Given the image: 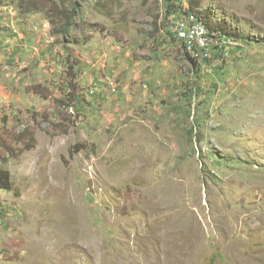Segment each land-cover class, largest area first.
Listing matches in <instances>:
<instances>
[{"label":"rangeland","instance_id":"1","mask_svg":"<svg viewBox=\"0 0 264 264\" xmlns=\"http://www.w3.org/2000/svg\"><path fill=\"white\" fill-rule=\"evenodd\" d=\"M195 2L0 0V264H264V0Z\"/></svg>","mask_w":264,"mask_h":264},{"label":"trees","instance_id":"2","mask_svg":"<svg viewBox=\"0 0 264 264\" xmlns=\"http://www.w3.org/2000/svg\"><path fill=\"white\" fill-rule=\"evenodd\" d=\"M176 0H165V2L167 3V7H166V18L168 19L169 17H173V16H177L179 17L181 14H186L187 12H191L192 14H194L196 16V18L200 21H202L207 28L211 31V32H216L221 34L223 37H226L228 39H230L231 41H236V35L234 34L233 30H218L214 27V25L212 23H210V21H206L205 19H203V17H201L198 13H196L195 11V7H197V2H195V0H191L190 5H188L187 8H185L183 5L178 4V5H174L173 3ZM18 4L19 7L21 8V10L23 12L26 13H31V12H40V11H46L49 12L50 10V6H56V0H18ZM70 10L67 9L66 7H63L60 11V19L63 21L65 20V25L63 24L62 27V31H60L59 33H63V32H67L68 29L73 26V14H70L67 16V13ZM195 11V12H194ZM194 12V13H193ZM21 139V138H20ZM30 148V147H29ZM0 188L2 189H9L11 188V177L8 171L1 169L0 168Z\"/></svg>","mask_w":264,"mask_h":264},{"label":"built area","instance_id":"3","mask_svg":"<svg viewBox=\"0 0 264 264\" xmlns=\"http://www.w3.org/2000/svg\"><path fill=\"white\" fill-rule=\"evenodd\" d=\"M171 28L173 29L174 37L179 42H182L185 47L199 45L200 53L210 52L213 37H208L205 28L200 27L193 15L192 22H185L182 17L179 19H172L171 17ZM223 45L224 40H222V47Z\"/></svg>","mask_w":264,"mask_h":264},{"label":"bare ground","instance_id":"4","mask_svg":"<svg viewBox=\"0 0 264 264\" xmlns=\"http://www.w3.org/2000/svg\"><path fill=\"white\" fill-rule=\"evenodd\" d=\"M192 15L194 16L196 22H198V23L200 24V27H201V28H205V32L208 34V37H209V36L213 37V44H211V50H210V52H201V53H202L205 57H209V55H211V53H212L211 51H214V50H219V51H221V52H222V51H226V48H228V47H227V46H225V47L223 46V47H222V40H223L222 35L219 34V33H216V32L210 34L209 29L207 28V26H206L202 21L198 20L194 14H192V13H187V14H181L179 17H177V16H173V17H174V19H179L180 17H182L183 20H184L185 22H192ZM225 38H226V37H225ZM227 41H229L228 38H226V39L224 40V43H228ZM180 43H182V42H180ZM182 44H183V43H182ZM183 46L185 47L184 44H183ZM185 48H187V47H185ZM187 49H188V50H192L193 53H195V54H196V52H198V51H199V53H200L199 45H191V46H189ZM197 54H198V53H197ZM203 55H202V56H203Z\"/></svg>","mask_w":264,"mask_h":264}]
</instances>
